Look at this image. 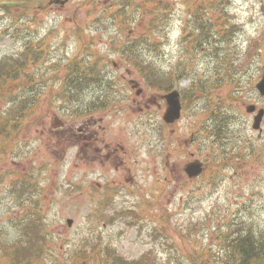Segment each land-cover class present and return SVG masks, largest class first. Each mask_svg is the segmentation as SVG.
I'll list each match as a JSON object with an SVG mask.
<instances>
[{"label": "rangeland", "instance_id": "obj_1", "mask_svg": "<svg viewBox=\"0 0 264 264\" xmlns=\"http://www.w3.org/2000/svg\"><path fill=\"white\" fill-rule=\"evenodd\" d=\"M0 61V264H22L21 251L27 264H104L106 249L127 264L145 254V264H230L227 240L248 224L260 234L253 249L264 246V120L258 136L246 111L264 108V0L0 8ZM90 78L72 108L105 101L103 112L66 118L61 87ZM172 90L190 131L176 104L167 114ZM214 111L218 135L245 145L243 168L228 170L220 144L203 142ZM193 160L204 171L189 180Z\"/></svg>", "mask_w": 264, "mask_h": 264}, {"label": "trees", "instance_id": "obj_2", "mask_svg": "<svg viewBox=\"0 0 264 264\" xmlns=\"http://www.w3.org/2000/svg\"><path fill=\"white\" fill-rule=\"evenodd\" d=\"M7 77L11 78L13 75L12 72L7 71ZM94 73L92 70L87 74L88 76H92ZM82 75V73H80ZM250 228V226H249ZM242 231H245L243 229ZM241 231V232H242ZM259 233L257 230L249 229V231H245L242 235L239 243H237L236 247L238 251L236 252L234 257H238L237 259H232L231 264H264V246L258 250L253 249V245L259 241ZM264 241V238H262ZM146 258L145 256L139 260L138 264H145ZM113 264H127L126 262L121 261L120 259L113 257ZM133 264V263H128Z\"/></svg>", "mask_w": 264, "mask_h": 264}, {"label": "water", "instance_id": "obj_3", "mask_svg": "<svg viewBox=\"0 0 264 264\" xmlns=\"http://www.w3.org/2000/svg\"><path fill=\"white\" fill-rule=\"evenodd\" d=\"M257 88H258V90L260 91V93H261L262 95H264V80L261 81V82L257 85ZM254 127L256 128L257 125H254ZM197 173H198V170H194L191 174L195 175V174H197ZM68 223L70 224L71 221L68 220Z\"/></svg>", "mask_w": 264, "mask_h": 264}]
</instances>
